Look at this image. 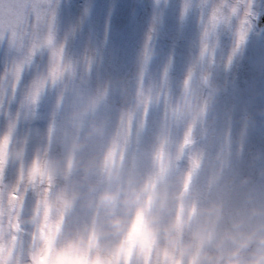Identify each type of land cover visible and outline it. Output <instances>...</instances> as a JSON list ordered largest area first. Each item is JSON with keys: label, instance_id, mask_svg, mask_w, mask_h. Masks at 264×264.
Listing matches in <instances>:
<instances>
[{"label": "rangeland", "instance_id": "rangeland-1", "mask_svg": "<svg viewBox=\"0 0 264 264\" xmlns=\"http://www.w3.org/2000/svg\"><path fill=\"white\" fill-rule=\"evenodd\" d=\"M113 2L110 46L119 52L121 72L97 78L83 64L76 68L65 60L53 77L52 54L45 48L33 67L24 69L9 106L14 65L26 54L27 41L24 48L0 42V262L93 264L82 256L53 253L93 211L99 213L83 202L94 203L105 191L117 194L113 207L123 214L119 199L124 190H137L129 237L141 232L146 217L161 204L158 228L173 220L181 223L172 256L162 257L156 246L134 252L129 238L127 264H194L203 251L235 247L229 233H264V105L242 107L230 125L217 126L216 101L223 85L214 74L201 79L195 59L202 13L206 20L215 3L258 8L260 0H188L183 18L185 0H61L57 40L86 8L84 31L103 38ZM153 7L163 20L149 42ZM220 42L218 58L228 51L226 32ZM173 52L175 67L167 61ZM36 65L49 67L39 77L44 81L39 90ZM165 68L170 92L160 86ZM99 168L108 172L102 180L92 177ZM74 192L79 196L73 207L58 210V198ZM187 244L191 248L181 257ZM255 248L253 242L244 250L246 259Z\"/></svg>", "mask_w": 264, "mask_h": 264}, {"label": "snow or ice", "instance_id": "snow-or-ice-1", "mask_svg": "<svg viewBox=\"0 0 264 264\" xmlns=\"http://www.w3.org/2000/svg\"><path fill=\"white\" fill-rule=\"evenodd\" d=\"M61 0H0V42H7L10 47L24 48L27 41V52L14 65L15 92L9 99V106L15 100V93L20 91L25 68H32L34 58L47 48L53 63L50 71L53 77L65 60H70L79 68L83 64L97 78L107 74L123 71L119 52L111 45V15L117 4L110 3L109 25L103 38L89 29L84 31V19L88 9H84L80 21L67 32L63 40L56 37V11ZM159 4V0H155ZM69 7L71 3L69 2ZM190 9L185 0L181 16L187 15ZM153 28L148 41L152 40V31L157 23L162 24L163 14L157 13L153 7ZM202 30L199 48L195 57L200 68L201 79L207 80L214 74L223 85L216 101L217 126L230 125V117L242 107L264 105V0H260L249 8L248 4L232 5L231 3H215L212 5L207 19L201 14ZM226 32L229 38L227 54L222 52L220 37ZM71 45V47L69 46ZM168 64L176 66L173 52L168 57ZM71 66V64L69 65ZM36 87H42V72L49 70L48 65H36ZM183 68L181 70V74ZM191 73L188 74L191 77ZM161 88L171 91V75L168 68L161 74ZM7 95V94H5ZM0 97V107L3 105Z\"/></svg>", "mask_w": 264, "mask_h": 264}, {"label": "clouds", "instance_id": "clouds-1", "mask_svg": "<svg viewBox=\"0 0 264 264\" xmlns=\"http://www.w3.org/2000/svg\"><path fill=\"white\" fill-rule=\"evenodd\" d=\"M142 191H147V189ZM78 196L79 193L74 192L58 198V210L64 211L72 208ZM138 200L139 195L135 188L124 190V194L119 199L123 214L113 207L117 202V194L114 192L100 193L94 203L84 201V207L90 210L98 209L99 213L93 211L80 224L75 235L66 242L65 246L54 250L53 257L70 254V258L82 256L93 261V264H127L126 253L129 249V238L134 241L132 249L134 252H138L141 248L156 246L162 257L172 256L180 243L182 227L181 223L176 220L163 226L162 229L156 226L162 204L158 205L156 212L146 217L141 232L129 237ZM227 238L233 242L235 247L223 252L203 251L193 258L194 264H219L221 260L223 264H264V233H260L259 229H254L249 233H229ZM253 242L256 248L246 259L244 250ZM190 248L191 245L187 244L180 249L178 254L181 257L186 256ZM35 255L40 258V250H37ZM0 264H6V261Z\"/></svg>", "mask_w": 264, "mask_h": 264}, {"label": "water", "instance_id": "water-1", "mask_svg": "<svg viewBox=\"0 0 264 264\" xmlns=\"http://www.w3.org/2000/svg\"><path fill=\"white\" fill-rule=\"evenodd\" d=\"M95 178H103L105 176V172L103 170H98L93 175Z\"/></svg>", "mask_w": 264, "mask_h": 264}]
</instances>
